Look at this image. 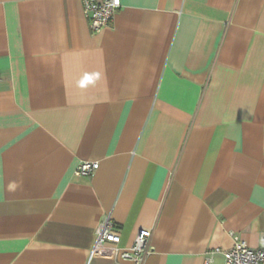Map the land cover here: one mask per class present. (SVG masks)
<instances>
[{"label": "crops", "instance_id": "crops-1", "mask_svg": "<svg viewBox=\"0 0 264 264\" xmlns=\"http://www.w3.org/2000/svg\"><path fill=\"white\" fill-rule=\"evenodd\" d=\"M83 161H98L76 176ZM225 264L264 242V0H0V264ZM261 264H264L261 263Z\"/></svg>", "mask_w": 264, "mask_h": 264}, {"label": "built area", "instance_id": "built-area-1", "mask_svg": "<svg viewBox=\"0 0 264 264\" xmlns=\"http://www.w3.org/2000/svg\"><path fill=\"white\" fill-rule=\"evenodd\" d=\"M85 15L89 20L92 32L97 33L109 27L122 6V0H81ZM98 161H83L75 171L76 176L92 175L99 168ZM150 229L140 228L129 247H121L120 227L108 217L103 220L94 244V253L109 256L116 260H129L132 264H142L151 252ZM221 252L225 264H261L264 262V242L257 248H251L245 240L235 241L232 248L227 250L214 249L208 252L212 255ZM210 264V258L208 259Z\"/></svg>", "mask_w": 264, "mask_h": 264}]
</instances>
